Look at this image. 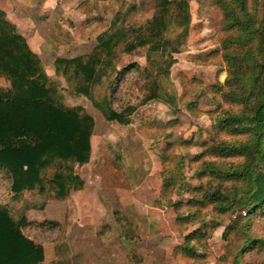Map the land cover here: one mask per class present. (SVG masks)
<instances>
[{"label": "trees", "instance_id": "16d2710c", "mask_svg": "<svg viewBox=\"0 0 264 264\" xmlns=\"http://www.w3.org/2000/svg\"><path fill=\"white\" fill-rule=\"evenodd\" d=\"M209 2L221 13L216 51L226 64L227 78L224 90H219L220 99L237 108L221 110L213 133L240 140L226 142L213 137L200 144L201 153L194 157L176 153V146L188 143L166 142L160 149L157 204L175 213L177 227L196 224L173 248L174 254L196 258V250L207 248L211 231L219 224L217 216L238 214L222 235L225 242L230 234L241 238L231 264H264V0ZM154 6L145 26L125 25L128 13L118 11L95 38L90 53L53 61L55 75L64 79L73 95L88 99L106 121L129 125L138 107L158 101L174 110L180 100L162 92L158 76L168 74L175 63L172 54L180 52L178 41L189 27L188 5L183 0H156ZM170 27L183 29L172 41L166 38ZM137 50L146 52L138 107L116 109L109 97L98 100L96 90L110 87L113 74H122L115 66L119 53L129 55ZM132 69L140 70L138 65L128 70ZM0 78L9 84L0 86V264H42V246L26 236L24 229L30 227L34 236H42L58 231L59 225L27 222L24 217L17 220L9 206L21 202L27 192L37 191L47 201H62L70 191L81 189L83 182L74 174V167L89 162L94 123L83 108L65 105L39 57L1 10ZM175 123L147 119L141 126L152 132L150 140H157ZM227 159L241 162H223ZM193 160H202L197 180L207 179L197 188L187 187L182 173L184 162ZM181 192L189 194L188 200L174 201V195ZM208 206L214 216L203 212ZM181 208L186 212L181 214ZM222 260L227 261L226 255Z\"/></svg>", "mask_w": 264, "mask_h": 264}, {"label": "rangeland", "instance_id": "374dc122", "mask_svg": "<svg viewBox=\"0 0 264 264\" xmlns=\"http://www.w3.org/2000/svg\"><path fill=\"white\" fill-rule=\"evenodd\" d=\"M155 1L51 0L52 7H55L56 11L51 16L50 27L52 33L50 40L51 43L62 46L55 50H47V52L41 54V58L49 80L56 85L65 105L68 107L80 106L83 109L86 108V111L94 118L95 127L98 128L92 142L96 162L98 160H106L114 164L119 161L117 160V144L115 145L116 148L105 145V141H107L106 134L112 130L113 133H117L116 130L125 128L127 135H120V139H123V136L134 139L140 136L143 144L146 143L149 146H153L151 145L152 141H144L148 140L147 136L149 135L139 131L140 119L143 114H149L151 118L159 121H176L175 125L167 128L159 139L155 138L161 141L159 147L158 145L147 147L148 150L155 154L156 160L159 159L160 149L166 142L188 143H181V146H176V153L179 156L194 157L201 153L200 144L213 137L226 142L240 140V138H231L223 133L217 135L213 133L214 121L221 110L232 109L235 111L237 108L222 103L220 99L219 90L221 92L224 90V83L227 78L226 64L222 60L220 53L216 51L220 39L218 27L221 21V13L211 6L209 0H186L191 7L190 26L186 35L183 36L181 41H178L180 52L172 54L175 63L170 67L168 74L158 76V83L162 88V92L176 95L177 100L180 99L176 102L174 111L160 103L151 102L139 109L137 108L138 111L133 115V119L130 120V124L127 127L121 128L114 123L102 126L101 124L104 120L91 102L84 97L73 95L64 79L56 76L53 72L52 60L57 55L65 58H75L91 50L92 45L95 44V36L103 32L105 26L116 12L128 13L125 25H131L134 28L145 26L154 13ZM182 30L181 28L170 27L166 32V38L172 41L178 34H182ZM174 42L176 41H173V44ZM58 50H61V53ZM145 61V50H137L129 55L120 52L115 61V66L116 68L118 67L119 71H122V74H113L111 77L112 85L98 88L95 92L96 98L103 100L109 97L112 100V106L116 109L126 106L138 107L139 100L143 94L144 79L142 69L145 67ZM261 61L263 62L262 59ZM133 65H138L141 71L137 69L128 70ZM126 69L127 71H124ZM218 103L221 104L220 109L217 108ZM164 134L166 136L165 139L163 138ZM143 144L136 139L133 152L138 153L134 157L136 158L135 162L141 161V155L144 154ZM205 159L218 161L210 157ZM201 161L184 162L182 173L185 175L187 187L197 188L207 180L206 177L200 181L197 180L196 170ZM123 162L127 164V161L123 160ZM223 162L240 163L241 159H227ZM167 166L168 164H166ZM122 169L125 170V167ZM138 169L139 167L136 166L135 170L138 171ZM157 169L160 174L161 166ZM75 172L87 180L86 190L97 191L100 196L101 189L99 183H95L96 176L94 177V175L96 173L94 168L91 171L86 168H80L76 169ZM188 198L189 194L181 192V194L174 195L173 200L186 201ZM94 201L95 199L92 202V207ZM53 202L42 198L37 191L27 192L23 195L21 202L17 205L9 206V210L15 219L18 220L24 217L27 222H40L44 221V219L62 220V205L61 203ZM181 210V214L186 212L184 208H181ZM165 211H167V215L162 225L165 235L158 241L159 243L163 242L164 246L136 247V250H130L131 262L129 264H157L156 261H159L160 264H231L237 254L236 246L239 245L241 238L230 234L225 242L222 235L225 228L235 220L238 214L217 216L219 224L212 229L210 238L207 241V248H199L196 250L197 257L188 259L182 254H174L173 248L182 243L183 237L196 228V224L179 228L175 224V213L170 209ZM94 212L95 215L90 216V218L95 223H100V216L95 210ZM203 212L211 213L214 216L209 206L203 209ZM245 214L241 212L242 216H245ZM82 217H84V212ZM33 230L30 227L25 228L24 234L34 239L36 243L42 244L43 247L48 245L46 252L47 256H50L53 253L51 243L61 238V232L42 233V236L37 233V236H34L35 231ZM136 234L133 238L137 237L139 239ZM57 249L59 253L66 251L62 246ZM224 255L227 257L226 262L222 260Z\"/></svg>", "mask_w": 264, "mask_h": 264}, {"label": "crops", "instance_id": "0c3cea01", "mask_svg": "<svg viewBox=\"0 0 264 264\" xmlns=\"http://www.w3.org/2000/svg\"><path fill=\"white\" fill-rule=\"evenodd\" d=\"M183 1L188 5L187 10L191 19V7L186 0ZM0 10L5 14L6 20L25 38L29 48L39 57L45 70L41 54L62 46L51 43L50 40L52 33L51 16L56 11V8L52 7L51 0H0ZM189 23H191L190 20ZM97 36L98 34L95 38ZM95 44L92 45V48ZM91 50L80 56L90 53ZM58 51L61 53V50ZM56 58L71 59L60 55L54 59ZM54 59L52 60V67ZM0 86L8 87L9 84L0 78ZM154 103L168 107L158 101H154ZM169 109L174 111L171 107ZM84 111L92 118L94 127L89 141V162L83 166L76 165L74 167V174L83 182V187L70 191L69 196L62 201L49 200L54 201L53 203H61L62 220L44 219V221L57 223L61 238L51 243L53 253L50 256H47L46 252L48 245L43 247L42 244L37 243L42 246L44 251L42 264H129L131 262L130 250H136V247L164 246L163 242H158L165 235L162 225L167 215V211L157 204L161 185V176L157 168L161 166V163L159 159L156 160L155 154L147 149V147H155L156 145L159 147L161 141L150 140L151 138L147 136L148 140L144 141L149 142L150 140L152 141L151 145H153L149 146L146 143L143 144L140 140L141 137L137 136L136 139L143 144L144 154L141 155L140 162H135L136 158L134 157L138 153L133 152L136 139L126 136L120 139V135H127L124 127L128 125L106 121L102 114L97 111L104 120L102 126L114 123L124 129L116 130L117 133H113L112 130L106 134L105 145L116 148L115 145L117 144L118 163L112 164L106 160L96 162L92 142L98 128L95 127L94 118L86 111V108ZM133 115L129 120L133 119ZM141 117L139 131L145 135H150L152 132L143 130L142 122L151 119L157 123H164V121L151 118L149 114H143ZM123 160L127 161V164ZM136 166L139 167L138 171L135 170ZM123 167L125 170L122 169ZM80 168H86L90 171L94 168L95 183H99L101 189L100 196L97 191L86 190L87 180L75 172L76 169ZM94 210L100 216V223H95L90 218V216L95 215ZM83 212L84 217H82ZM135 234L139 239L133 238ZM60 246L65 248L64 253L58 252L57 248ZM156 262L160 264L159 261Z\"/></svg>", "mask_w": 264, "mask_h": 264}]
</instances>
